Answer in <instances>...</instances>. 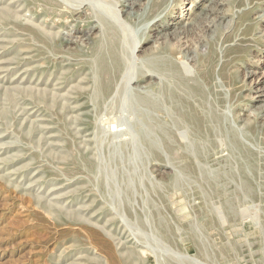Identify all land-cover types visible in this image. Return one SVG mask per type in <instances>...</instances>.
Instances as JSON below:
<instances>
[{
    "label": "rangeland",
    "instance_id": "rangeland-1",
    "mask_svg": "<svg viewBox=\"0 0 264 264\" xmlns=\"http://www.w3.org/2000/svg\"><path fill=\"white\" fill-rule=\"evenodd\" d=\"M258 90L264 0H0V264H264Z\"/></svg>",
    "mask_w": 264,
    "mask_h": 264
},
{
    "label": "bare ground",
    "instance_id": "bare-ground-1",
    "mask_svg": "<svg viewBox=\"0 0 264 264\" xmlns=\"http://www.w3.org/2000/svg\"><path fill=\"white\" fill-rule=\"evenodd\" d=\"M152 21H153V25H154V22L158 23L159 19L154 18ZM156 32H158V31H156ZM102 70H104V65L102 66ZM256 93H257L258 98H264V91L263 90H258V91H256ZM261 101L263 102V108H264V100H261Z\"/></svg>",
    "mask_w": 264,
    "mask_h": 264
}]
</instances>
